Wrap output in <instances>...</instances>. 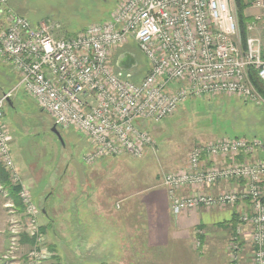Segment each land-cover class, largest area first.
Returning <instances> with one entry per match:
<instances>
[{"label":"built area","instance_id":"obj_1","mask_svg":"<svg viewBox=\"0 0 264 264\" xmlns=\"http://www.w3.org/2000/svg\"><path fill=\"white\" fill-rule=\"evenodd\" d=\"M248 4L260 14L248 24L243 42L235 0H121L108 19L70 38L60 33L58 23L46 20L33 26L7 0H0V61L17 76L14 89L0 95V162L11 183L21 188V231L34 237L28 264H49L53 254L39 232L37 210L3 129L7 99L23 88L53 117L55 127L81 132L91 147L83 158L88 166L100 158H141L155 147L150 133L140 128L142 123L160 122L188 99L228 95L262 101L249 70L264 85L261 43L254 34L256 21L264 17V0ZM130 42L149 63L138 80L137 63L127 71L115 68L116 58ZM263 148L258 138L199 144L182 168L162 176L174 216L201 207L244 205L228 241L229 264H240L246 241L252 246L251 264H264V160L253 159ZM185 190L189 193L183 195ZM11 234L10 245L17 248L19 234Z\"/></svg>","mask_w":264,"mask_h":264},{"label":"rangeland","instance_id":"obj_2","mask_svg":"<svg viewBox=\"0 0 264 264\" xmlns=\"http://www.w3.org/2000/svg\"><path fill=\"white\" fill-rule=\"evenodd\" d=\"M120 1L7 0L12 10L33 26L49 20L58 23L60 33L65 34H75L107 19ZM124 51L129 52L138 64L134 80L141 79L149 68L148 60L134 42H130ZM16 83L17 76L10 66L0 61V94L13 90ZM240 100L228 95L188 99L173 115L160 122H147L148 132L155 142L153 150L146 151L141 158L127 155L100 158L88 166L83 161L91 151L88 139L75 128L55 127L53 117L23 88L17 89L11 97V105L6 102L3 108V129L8 135L12 158L30 188L32 200L38 209H45V197L51 192L49 201L60 202L56 208L58 215L53 216L55 220L64 211L67 215L65 208L72 202L73 217L58 220L56 229L59 236L68 234L73 242L58 248L56 262L51 264H96L103 259L104 248L96 253L85 249V240L81 238L83 217L91 220L92 210L101 208L97 204L91 207L92 202L105 203L112 199L110 211L117 213L119 201L124 199V204L128 201V207L131 203L134 205V193L138 191L143 194L155 187L164 190L163 174L182 168L196 145L235 136L264 140V111L256 109L258 102L247 105ZM53 127L58 135L52 132ZM26 176L37 179L27 183ZM2 195L8 198L6 191H2ZM13 211L9 200L1 205L0 227H3L2 222L5 223L6 246L0 253V264H28L24 257L28 249L10 245L11 231L19 234L23 229L21 217ZM46 220L45 216L38 215L39 224ZM102 227L107 230L109 224L105 222ZM112 227L117 229V225ZM168 255V260H172ZM115 259L119 262L112 264H122V256Z\"/></svg>","mask_w":264,"mask_h":264},{"label":"crops","instance_id":"obj_3","mask_svg":"<svg viewBox=\"0 0 264 264\" xmlns=\"http://www.w3.org/2000/svg\"><path fill=\"white\" fill-rule=\"evenodd\" d=\"M244 14L252 21L260 12L248 4ZM254 34L260 38L261 53L264 57V17L256 21ZM129 54L127 51H123L118 55L115 68H117V64L125 62L124 60L128 58ZM254 158L264 160V148ZM17 169L19 170V168ZM19 173L21 176L20 171ZM22 176L21 179L32 196L30 188ZM29 177L26 176L27 183L37 179L33 177L29 179ZM262 187L264 194V180ZM157 188L146 193L143 192V194L139 191L134 193V196L136 195L134 197L136 200H133L134 205L131 203L126 210H118V212H122L121 218H119L123 222L122 227L115 222L114 216L105 215L104 212L92 213L91 220L83 217L85 222L81 228V238L85 240L84 248L94 250L95 253L104 248L102 262L99 260L96 264L119 262L115 259L117 256L120 258L122 256V264H229L227 247L232 234V220L235 216L237 217L239 210L244 205L240 203L233 209L201 207L174 216L170 212L165 191L156 190ZM211 191L215 192L216 189ZM50 193H47L45 201L52 198ZM187 193L189 191L185 190L182 194L186 195ZM57 204L54 203L51 207L55 213H57ZM43 210L41 212L45 214V210L44 212ZM46 213L49 214L47 211ZM49 215L45 216L46 222L40 224L47 226L46 237L50 244H53L58 250L65 243L73 242V240L68 234L58 235L56 229L58 222L55 219L50 218L51 222L48 225ZM62 215L64 221L69 218L71 220L69 213ZM105 219L109 224L107 230L103 229V225L98 224ZM114 225H117V229L112 227ZM2 226V228L0 227V253L6 246L5 223L2 222ZM197 242H199V246H197ZM168 254L172 256V260H168ZM251 254L252 246L246 241L242 247L240 264H251Z\"/></svg>","mask_w":264,"mask_h":264},{"label":"trees","instance_id":"obj_4","mask_svg":"<svg viewBox=\"0 0 264 264\" xmlns=\"http://www.w3.org/2000/svg\"><path fill=\"white\" fill-rule=\"evenodd\" d=\"M236 2V12H237V18H238V24H239V31H240V37L242 39L243 42H245V39L246 37L248 36V31H247V26L248 24H250L251 22V19L246 17L245 14H244V11L246 10V8L248 7V0H235ZM108 19V18H107ZM106 20V19H105ZM67 38H70L72 37L74 34H70V33H66L65 34ZM261 56H262V53H261ZM262 58L264 59V57L262 56ZM249 78H250V81H251V84L253 86V88L255 89V91L257 92V94L259 95V97L261 98V102L258 103L259 106L256 107V109H262L264 111V85L262 84V82L259 80L256 72L252 69L249 70ZM136 79H139V77H137ZM135 79V80H136ZM6 91H2L0 95L2 94H5ZM220 96H224V95H220ZM236 98H239L242 100V102L244 103H247L248 104H253V102H250L249 100H246L245 98H242V97H238V96H234ZM240 100V101H241ZM141 129L145 130L146 132H148L149 130V127L147 126V123H142V125L140 126ZM149 133V132H148ZM263 135V134H262ZM235 138H238L237 136H235ZM241 138H245V139H251V138H258V137H241ZM260 139L263 144H264V140L261 139V138H258ZM124 156V155H123ZM129 156V155H127ZM20 187L19 186H15L11 183L10 179H9V176H8V173L7 171L5 170V168L2 166L1 162H0V208H1V205H3V203H6L7 200H9L12 204V207H13V212L14 213H17L18 216L21 217V220H20V223L23 225V221L25 219V208L21 202V199L19 198V191H20ZM2 191H6L7 192V195H8V198H3V195H2ZM90 192H92V189H90ZM93 193V192H92ZM52 196V194L50 193V197ZM50 198H48L46 202V207L44 210H45V214L42 213V209H38L37 206H35L33 200H32V196H31V201L35 207V209L37 210V213L38 215L41 214L42 216H46V215H49V220H48V225L50 224L51 222V219L50 218H53V216H57L58 213L56 214L55 213V210H53L52 205L54 204V202H51L49 201ZM112 200V199H110ZM110 200L106 201L105 203H102V202H92L91 203V207H93L94 205H98L100 206L101 208L97 209H93L92 210V213L94 212H99V213H103L106 215H111V216H114L116 217L115 218V222L116 223H119V226L122 227L123 225V222L121 219V215H122V212H111L110 209H111V205L109 204V202H111ZM123 201V202H122ZM58 203L60 204V202L58 201ZM68 202H66L67 204ZM101 203V204H100ZM121 204V206H120ZM71 205H72V202H70L68 204V206L65 208V210H67V213H69L71 215V218L73 217L72 216V211H71ZM114 205V203H113ZM118 207H119V210L121 209H127L129 208L128 207V201L124 204V199L120 200L119 201V204H117ZM122 207V208H121ZM117 208V207H116ZM102 209V210H101ZM39 210H41L39 212ZM62 212L63 210L60 209ZM73 210V209H72ZM46 211L49 213L47 214ZM65 213V211H64ZM88 214V213H87ZM60 217L56 220H60V219H64V216L62 215H59ZM93 216V214H92ZM92 218V217H91ZM84 219V218H83ZM127 219V218H125ZM37 220H38V217H37ZM120 220V222H119ZM233 224H232V232L235 228V226L237 225L238 223V218L235 216V218H233ZM107 222V220H102V222H99L98 224H101V225H104V223ZM39 227V232L40 234L43 236L44 238V244L45 246L47 247V249L49 250L50 253H52V259L50 260V263L51 264L53 261L56 262V259L58 257V254L56 252V248L53 244H50V242L48 243L47 239H46V235H47V226H41L39 223H38ZM19 239H18V242L17 244L19 246H24L25 249H29L34 245V237H30L26 234L25 231H22L21 233H19L18 235ZM24 257H25V260L28 259L27 257V254L24 253Z\"/></svg>","mask_w":264,"mask_h":264},{"label":"water","instance_id":"obj_5","mask_svg":"<svg viewBox=\"0 0 264 264\" xmlns=\"http://www.w3.org/2000/svg\"><path fill=\"white\" fill-rule=\"evenodd\" d=\"M125 62H121L119 64H117V68L119 70H124V71H127V70H131L132 68H134L136 66V61L134 59L133 56H131V54H129L128 58H125L124 60ZM7 103L11 105V99H7ZM52 132L56 135H58L55 127L52 128ZM44 212V210H43Z\"/></svg>","mask_w":264,"mask_h":264}]
</instances>
